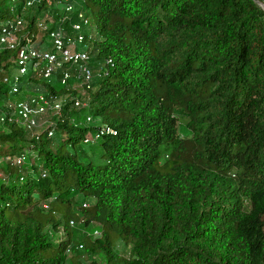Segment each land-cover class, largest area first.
<instances>
[{"label": "trees", "instance_id": "16d2710c", "mask_svg": "<svg viewBox=\"0 0 264 264\" xmlns=\"http://www.w3.org/2000/svg\"><path fill=\"white\" fill-rule=\"evenodd\" d=\"M14 1L0 0V22L19 12ZM50 2L22 9L18 44L52 48L36 24ZM70 3L95 28L86 49L99 70L81 85L83 106L67 86L73 66L23 77L29 96L67 97L33 137L15 121L0 129V264H63L67 249L69 264L90 251L106 264H264V0ZM14 54L0 51L2 95ZM26 139L38 164L14 163ZM76 194L90 200L78 207L94 239L71 236ZM59 227L52 242L47 229Z\"/></svg>", "mask_w": 264, "mask_h": 264}, {"label": "built area", "instance_id": "2783aa9c", "mask_svg": "<svg viewBox=\"0 0 264 264\" xmlns=\"http://www.w3.org/2000/svg\"><path fill=\"white\" fill-rule=\"evenodd\" d=\"M40 0H21V9L15 12L12 17L0 22V51L3 49H14L15 54L12 60L13 67L9 73L2 76V82L7 86V95L18 94L21 86L24 84L23 77L27 72L37 74L43 78H49L57 67L67 64L74 67V77L78 79L79 84L84 88H88L92 70L89 66L91 62L90 54L87 51L85 43V28H89L96 34L94 26L89 22L88 16L79 11L76 19L70 24L73 31L71 39H65L62 27H47L42 20L37 19L38 27L47 30V42L52 46L46 49L38 46L35 42H25L18 44L17 30L23 25L22 9L31 6L34 2ZM61 5L62 10L66 13L71 9L70 0H53ZM70 77L67 69L61 71L59 77L60 83H65ZM67 94L64 93L52 100H48L43 93H35L25 98H18L13 104V113L15 118H11L7 114L0 113V122H12L22 125L27 130L36 125V116L45 112L49 107L54 111H59L62 102L66 99ZM73 104L78 105V101L73 98ZM89 119V116H86ZM51 134V130L47 131ZM92 139L99 137V132L95 130L92 133ZM89 137H83V142H89ZM25 158L24 152H20L14 156V163L20 164ZM73 220H69L72 224ZM94 234H98L97 229L93 230ZM81 247V244H78ZM68 250V249H67ZM66 250V251H67Z\"/></svg>", "mask_w": 264, "mask_h": 264}, {"label": "rangeland", "instance_id": "374dc122", "mask_svg": "<svg viewBox=\"0 0 264 264\" xmlns=\"http://www.w3.org/2000/svg\"><path fill=\"white\" fill-rule=\"evenodd\" d=\"M50 1L51 2L46 5L43 12H41L40 15H38V19L42 20L43 23L47 27H59V26L62 27L64 38L71 39L73 36V31L70 26L71 22L73 21L72 15L68 13L69 11L65 13L62 10L61 5L57 3L56 1H53V0H50ZM15 5H16V0L14 1V6ZM74 7L80 8V9L83 8L79 1H74ZM84 10L86 11V9ZM79 11L84 12L83 10H79ZM90 25L93 27V24L91 22H90ZM39 32L41 33V31ZM95 35L96 34L93 31H90L89 28H85V40L84 41L87 44V46H89V43L93 42L95 38L96 39L98 38ZM43 39H45V41L47 42L46 36ZM35 40H37V38ZM72 69L74 70V67H72ZM73 70H72V75L74 74ZM98 70H99V65L94 60L92 62V73L94 74V76L97 75ZM54 78H56V76L52 77L48 81L52 82L55 80ZM67 86L69 87L70 92L73 94L71 96H73L78 101V106H83L86 103L87 94H86V90L79 84V81H77L75 78L70 77ZM32 90H33L32 86H26V84H23L18 94H15V95L0 94V113L3 112L7 114L8 116H10L11 118H15L14 113H13L14 101L18 98H25L29 96V94L33 92ZM59 112L60 110L56 112L48 107L45 112L37 115L36 125L32 127L31 129L26 130V134H25L26 138L33 137L39 131L43 130L53 120V116L58 115ZM179 120L183 122L184 117L182 115H179ZM96 121H97L96 118L89 119V124L96 123ZM0 129L7 130L8 129L7 124L4 122L3 123L0 122ZM28 142L29 141L27 139L20 141V145H22L21 150L24 152L25 158L27 161H31L35 164H38L40 159L37 158V156L35 155V152L31 149V147L28 146ZM76 147L78 146L76 145ZM67 148L71 150L70 146H67ZM5 178L6 176H4L0 170V180H6ZM49 200L50 199L42 200L40 203L42 204V206L47 208ZM82 201H85L84 203L86 205L90 203V200L84 199V197L81 194H76L74 196V202H75L74 206H76L75 210L77 212L78 218H72L73 223L72 225H69L70 233H71L72 238L74 239H77L84 235H86L90 239H94L96 235H98V234L92 233L91 231L92 228L95 227V225L94 223L90 225L85 224L83 220V216H82V211L79 208L80 206L78 207V204ZM55 214L58 217L60 216L58 212H55ZM47 235H48V238L52 242H56L57 240H60L65 237V231L62 229V227H59L57 231H54L53 229L48 228ZM115 247L119 254L123 256H128V246H125L120 240L117 239L115 241ZM69 255H70V252L66 251V259L63 264H69V260H68ZM89 260H94L96 261L97 264H106L103 255L97 251H93V252L90 251V253L87 254V259L82 260V262L83 264H87Z\"/></svg>", "mask_w": 264, "mask_h": 264}, {"label": "water", "instance_id": "95a60500", "mask_svg": "<svg viewBox=\"0 0 264 264\" xmlns=\"http://www.w3.org/2000/svg\"><path fill=\"white\" fill-rule=\"evenodd\" d=\"M264 6V5H263Z\"/></svg>", "mask_w": 264, "mask_h": 264}]
</instances>
